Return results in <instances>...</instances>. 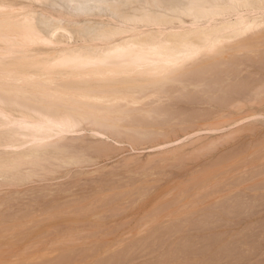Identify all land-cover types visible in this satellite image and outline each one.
<instances>
[{"label": "rangeland", "instance_id": "rangeland-1", "mask_svg": "<svg viewBox=\"0 0 264 264\" xmlns=\"http://www.w3.org/2000/svg\"><path fill=\"white\" fill-rule=\"evenodd\" d=\"M259 56L209 71L213 76L194 74L193 79L211 84L217 79V89L191 90L192 95L183 91L179 94L183 99L177 94L181 100L175 103L174 94L163 98L162 121L168 119L170 124L159 131L156 141L132 144L125 138L104 139L83 132L82 142L77 134L74 143L71 135L66 143L92 149L82 151L86 158L79 165L41 180L14 181L15 187L1 186L0 264L30 260L28 264H264V55ZM230 73L235 81L225 86ZM36 254L42 256L37 259ZM40 258L46 259L39 263Z\"/></svg>", "mask_w": 264, "mask_h": 264}, {"label": "bare ground", "instance_id": "bare-ground-1", "mask_svg": "<svg viewBox=\"0 0 264 264\" xmlns=\"http://www.w3.org/2000/svg\"><path fill=\"white\" fill-rule=\"evenodd\" d=\"M75 2L90 4L94 0H75ZM120 2L145 7L128 10L123 16H113L93 8L70 9L69 5L73 3V0H0V5L11 6L9 12L0 13V23L3 24L8 37L0 43V55L3 56V60L0 61V100L5 101L3 105H0V111L3 113L0 115V187H15L14 181L23 182L34 177L41 180L43 178L40 177L47 175L49 177V174H55L66 166L79 165L85 157L82 151L88 147L83 148V145L73 147L70 143H66L65 141L69 140L71 135H75L70 139L75 140L74 143L78 140L77 134L81 135L83 132H89L92 136L105 137L104 139L125 138L132 144L148 140L156 141L159 137L156 138V136L163 131L161 129L164 125L170 124L167 122L168 119L162 121V118L166 116L165 109L163 110L161 106L163 98L168 99L172 94L175 97L180 93L183 95V91H189L190 94L191 90L202 88L207 90L206 87L216 86L220 83L217 79L211 84L205 80V82L198 81L197 77L193 79L194 74L208 72L210 75L212 72L209 71L224 68L225 64H234V62L242 65L244 60L248 61L251 57L261 55L259 52L262 50L264 52V24L261 23L258 7L260 0H250L257 7L246 9L238 19L225 18L211 22L204 20L197 22L193 19L192 14L183 7L191 0H120ZM99 32L107 33L109 38H93L94 34ZM255 65L257 66L258 63ZM230 74L226 76V79L221 77L225 79L223 81L226 83L225 86L235 81ZM201 76L198 77L201 78ZM202 77L204 78L205 75ZM198 94L200 97L204 95V93ZM179 96L177 99L174 98L176 100L174 102L173 98L169 100L175 103L180 99ZM205 99L208 103L211 102L208 100L209 97ZM171 105L170 103V107H174ZM167 107L169 105L166 106V110ZM69 121L76 122V126L69 127ZM147 129L152 131L148 132ZM80 135L79 138L82 137ZM163 135L167 134L163 133ZM78 141L82 142V138ZM103 145L105 147V144ZM108 146L106 148H109ZM113 184L115 185L114 182ZM80 199L78 198V202L81 201ZM96 199L98 201L97 196L95 202ZM87 200L89 201V198ZM76 201L74 200L75 203ZM69 204L68 202L67 205ZM92 207L95 206L92 205ZM92 207L91 209H94ZM24 214L22 212V215ZM151 214L153 213H150V216ZM37 256L35 258L38 259L39 256ZM41 259L39 263L46 258ZM46 263L45 261L43 264Z\"/></svg>", "mask_w": 264, "mask_h": 264}, {"label": "snow or ice", "instance_id": "snow-or-ice-1", "mask_svg": "<svg viewBox=\"0 0 264 264\" xmlns=\"http://www.w3.org/2000/svg\"><path fill=\"white\" fill-rule=\"evenodd\" d=\"M145 7L144 5H136L129 3H122L120 0H94L90 4L73 3L69 5L70 9H82V8H93L97 10H102L113 16L115 15H125L128 10L138 9ZM191 14L194 20L197 22L204 20L206 22H211L217 19L225 18H235L238 19L243 15L246 9L256 8L257 5L250 2V0H191V2L185 3L183 5ZM259 11L261 13V23L264 24V0L259 2ZM11 6L0 5V13H6L10 11ZM6 38L5 28L2 23H0V43H2ZM87 38V37H86ZM93 38L95 39H108V35L105 32L95 33ZM3 60V56L0 55V61ZM5 103L4 100H0V105ZM0 111V115H2ZM69 127H75L76 122L69 121Z\"/></svg>", "mask_w": 264, "mask_h": 264}]
</instances>
